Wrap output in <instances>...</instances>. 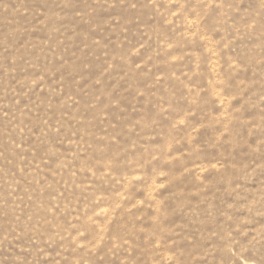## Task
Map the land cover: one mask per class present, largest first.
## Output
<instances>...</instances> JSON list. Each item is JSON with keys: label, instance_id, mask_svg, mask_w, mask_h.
<instances>
[{"label": "rangeland", "instance_id": "1", "mask_svg": "<svg viewBox=\"0 0 264 264\" xmlns=\"http://www.w3.org/2000/svg\"><path fill=\"white\" fill-rule=\"evenodd\" d=\"M0 264H264V0H0Z\"/></svg>", "mask_w": 264, "mask_h": 264}]
</instances>
